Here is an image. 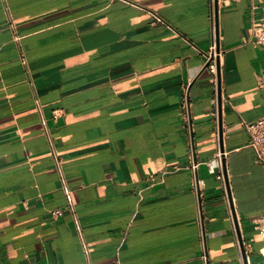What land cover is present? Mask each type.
Returning <instances> with one entry per match:
<instances>
[{
	"label": "crops",
	"instance_id": "crops-1",
	"mask_svg": "<svg viewBox=\"0 0 264 264\" xmlns=\"http://www.w3.org/2000/svg\"><path fill=\"white\" fill-rule=\"evenodd\" d=\"M253 3L219 0L221 147L214 0H0V264H203L194 162L209 264L243 263L234 216L264 263V170L243 126L264 117ZM52 147L88 254L69 213L51 218L66 205ZM219 149L228 200L207 165Z\"/></svg>",
	"mask_w": 264,
	"mask_h": 264
},
{
	"label": "built area",
	"instance_id": "built-area-1",
	"mask_svg": "<svg viewBox=\"0 0 264 264\" xmlns=\"http://www.w3.org/2000/svg\"><path fill=\"white\" fill-rule=\"evenodd\" d=\"M259 4H254L252 6L251 12V42L258 47L264 48V0H258ZM258 5L262 6L263 14L260 17H257L256 10L258 9ZM215 30H214V43L211 47L209 56L207 58V71L209 72L212 78L213 90H212V104L214 107V116L216 120H219V70L218 64L221 68L220 54L217 51V45L215 41ZM221 99L224 100V94L222 91L221 84ZM228 102V101H227ZM38 103V101H37ZM229 103V102H228ZM39 105V104H38ZM54 119L58 118V114L55 111L53 113ZM41 124L48 134V124L46 118L43 116L41 120ZM243 126L249 137V146L255 150L257 156V162L262 166L264 170V117L253 122V123H243ZM51 159L54 162L55 169L60 177L61 182V190L63 191L66 198V205L64 208H59L50 211L51 218L53 220L60 219L65 213H69L72 217L74 229L81 239L83 243V248L88 254V246L83 237V226L80 222L78 213L75 207V201L73 196V191L69 187L67 179L64 175L63 171V163L62 159L58 154V151L52 147L51 150ZM225 153L219 149L215 157L207 163L210 167L212 173L215 174L218 182H219V190L225 195L228 200V184H227V174L225 170ZM199 164L197 162L192 163L191 171L193 173V193L195 194L198 202V213H199V225L201 229V245H202V255L200 256V260L203 264H209L208 258V250H207V238L205 231L203 229V221H202V198L203 193L206 190V184L204 181L200 180L197 171ZM229 203V202H228ZM255 228L261 234L264 241V215L258 217L255 221ZM237 249L240 251V243L237 241L236 243ZM262 255L264 256V248L261 250ZM90 264V263H88ZM242 264H252L249 258L246 261L243 260ZM264 264V263H263Z\"/></svg>",
	"mask_w": 264,
	"mask_h": 264
},
{
	"label": "water",
	"instance_id": "water-1",
	"mask_svg": "<svg viewBox=\"0 0 264 264\" xmlns=\"http://www.w3.org/2000/svg\"><path fill=\"white\" fill-rule=\"evenodd\" d=\"M214 5H215V32H216V35L218 36V34H219V0H214ZM206 68H207V66L204 68V70ZM218 70H219V74H218V78H219V135H220V143H221V147H222L223 128H222V99H221V68H220L219 64H218ZM234 220H235V228H236L237 235L239 238V243H240V248H241L243 260L246 261V259H247L246 251H245V248L243 246V240L241 238V233L239 232L238 224H237L235 216H234Z\"/></svg>",
	"mask_w": 264,
	"mask_h": 264
}]
</instances>
